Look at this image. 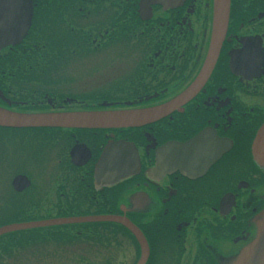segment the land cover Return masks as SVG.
Listing matches in <instances>:
<instances>
[{
  "label": "flooded vegetation",
  "instance_id": "obj_1",
  "mask_svg": "<svg viewBox=\"0 0 264 264\" xmlns=\"http://www.w3.org/2000/svg\"><path fill=\"white\" fill-rule=\"evenodd\" d=\"M214 2L3 1L12 3L1 16L13 44L0 49L1 110L63 115L168 109L137 127H0L35 133L28 160L47 159L35 179L19 170L10 182L13 195L25 198L28 222L114 217L141 235L144 264H235L264 223V165L256 158L264 156L258 142L264 127V0H228L218 34ZM86 60L104 68V84L94 79L98 85L86 89L78 80L81 65L66 75L71 63ZM112 143L136 150L138 172L115 184L96 183L95 166ZM170 144L175 146L162 150ZM160 157L168 166L157 173ZM223 165L227 176L215 173ZM17 177L29 182L20 192L12 186ZM39 229L50 230L34 240L65 238L68 248L92 254L126 253L127 264L143 254L122 222ZM108 258L104 264H114Z\"/></svg>",
  "mask_w": 264,
  "mask_h": 264
},
{
  "label": "water",
  "instance_id": "obj_2",
  "mask_svg": "<svg viewBox=\"0 0 264 264\" xmlns=\"http://www.w3.org/2000/svg\"><path fill=\"white\" fill-rule=\"evenodd\" d=\"M3 1L0 0V49L5 48L13 43L9 35V27L6 23V18L2 16L7 14V9L12 6L9 3L6 6ZM216 11V20L214 22V33L218 34L219 29L224 25V18L221 13L225 10V15L228 10V0H215L214 2ZM2 15V16H1ZM217 39H215L216 41ZM214 52L216 53V45L213 43ZM205 74V72H204ZM168 112V109H157L147 113L143 112H115L105 114H35V115H22L7 112L0 109V127L12 128V129H24V128H127L137 127L144 120L151 121ZM258 142L263 143L264 148V127L262 128ZM175 146L170 144L162 148V150H170ZM183 149V147H182ZM74 151L71 153L73 159ZM258 163L264 165V156L256 157ZM84 160V159H83ZM158 169L155 172H160L168 166L167 162H162L161 157L157 158ZM80 164V163H79ZM106 169H111L110 174L106 172ZM139 159L137 152L134 148L124 143H112L109 144L103 150L101 156L94 170V178L96 183L106 182V184H115L129 176H132L138 172ZM109 174V175H107ZM13 189L20 192L29 186V182L25 177H17L12 182ZM105 221H117L127 225L129 230L137 238L141 246H143V254L141 260L137 264H144L147 256V252L144 249L145 244L139 232L123 220L116 219L114 217H89V218H75L65 220H51V221H40V222H28L24 224H13L0 227V237L31 229H39L51 226H60L64 224H83V223H94V222H105ZM235 264H264V223H261L257 228V235L254 241L243 248L238 255Z\"/></svg>",
  "mask_w": 264,
  "mask_h": 264
},
{
  "label": "rangeland",
  "instance_id": "obj_3",
  "mask_svg": "<svg viewBox=\"0 0 264 264\" xmlns=\"http://www.w3.org/2000/svg\"><path fill=\"white\" fill-rule=\"evenodd\" d=\"M88 61L89 60L81 61L78 63H71L70 69L69 67H66V70H64L66 75L72 76L74 75V72L77 70L79 65H81L82 75L78 78V80L80 79L81 84L87 83L89 85L87 88L85 87L86 89L92 86L91 82L94 84V86L98 85L94 82V79H96L98 83H100V81L102 80V84H104L105 80L107 79H103V67L98 68L93 61ZM122 76L123 74L121 75V77ZM37 137L38 136L35 133L0 130V227L6 225L28 223V221L24 217L25 210L22 208L26 204L24 200L25 198L16 197L15 195H13L12 190L10 189V182L19 170L25 172L23 174L29 175V177L32 176L33 178L35 176L38 177L40 174H43L44 170H46V163H44L43 161H46L47 159H42V155L38 162L31 163L28 160L33 154H30V152L32 151V147L29 145V143H31L32 138H34V141H37ZM47 148V145H45L43 148L45 155L47 154ZM242 168L240 169V172L244 173V169ZM225 169V165L220 166L219 168H216L215 173L227 176ZM238 171L236 173H238ZM46 179L47 177L45 178V180ZM38 181L42 180L38 179ZM13 199L15 200L18 208L15 206L12 208L11 204L15 203ZM16 209L17 213L15 212ZM47 230L50 229H35L31 231H20L11 233L13 235H5L3 237L4 240L14 238L18 240V243H10V240H7L5 242H3L4 240H0V243L1 241L4 243L0 246H4L7 244L5 249L0 247V256L2 257L0 258V263L104 264V262L106 261L105 258L108 257L113 259V261H111L114 264H120L122 262L123 264H127L128 262L126 261L125 257V255H128L126 253L113 254L111 257L110 254H106L105 256L100 254H94L95 250L92 254L88 251V249L85 248H74V246L68 248L67 246H70L68 245L69 241H66L65 238H62L58 241L52 238H45V240H47L46 242H39L37 240H34V238H37L38 235H42ZM129 255H131V251L129 252Z\"/></svg>",
  "mask_w": 264,
  "mask_h": 264
},
{
  "label": "trees",
  "instance_id": "obj_4",
  "mask_svg": "<svg viewBox=\"0 0 264 264\" xmlns=\"http://www.w3.org/2000/svg\"><path fill=\"white\" fill-rule=\"evenodd\" d=\"M11 235H13V234H11ZM3 237H4V236H3ZM3 237H1L0 240H4ZM7 240H10V243H11V242L18 243V240L14 239V238L7 239ZM7 240L5 239L3 242H5V241H7ZM3 242L1 241L0 245H1V244H4ZM6 245H7V244H6ZM6 245H4V246H0V247H2L3 249H5V248H6ZM0 258H2V257L0 256ZM0 264H2V263H0Z\"/></svg>",
  "mask_w": 264,
  "mask_h": 264
},
{
  "label": "bare ground",
  "instance_id": "obj_5",
  "mask_svg": "<svg viewBox=\"0 0 264 264\" xmlns=\"http://www.w3.org/2000/svg\"><path fill=\"white\" fill-rule=\"evenodd\" d=\"M32 129H33V128H32ZM34 129H36V130H37V129H40V128H34Z\"/></svg>",
  "mask_w": 264,
  "mask_h": 264
}]
</instances>
